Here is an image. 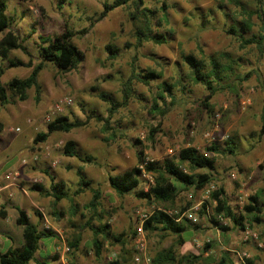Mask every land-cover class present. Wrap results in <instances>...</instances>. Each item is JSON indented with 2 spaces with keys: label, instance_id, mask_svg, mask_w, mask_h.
<instances>
[{
  "label": "rangeland",
  "instance_id": "1",
  "mask_svg": "<svg viewBox=\"0 0 264 264\" xmlns=\"http://www.w3.org/2000/svg\"><path fill=\"white\" fill-rule=\"evenodd\" d=\"M112 1L8 2L11 30L25 47L11 51L10 57L23 63L31 62L32 66L10 67L7 61H2L4 83L14 77H28L33 67L42 61L40 51L44 44L41 37H54L66 28L89 30L84 35L73 37L85 53L77 68L63 72L50 62L44 63L40 73V100H37L36 90L32 88L26 100L12 96L7 105L0 106V120L5 124L0 134V180L6 172L19 170L20 166L25 174L34 172L31 165L21 163L31 154L24 149L31 151L36 145V135L46 131V116L59 97L68 95L73 98V105L67 108L65 115L71 120L87 121L92 111L103 118L108 117L110 105L100 98V92L111 93L118 101H123L124 85L130 83L132 87L131 98L115 113L108 130L104 121L92 118L81 127L70 132H54L47 141L38 143L51 145L52 154L59 158L60 163L51 167L45 159L48 168H41L39 172L43 173H35L34 176L41 177V185L46 188L50 187L52 177L55 181L64 182L70 198L55 202L53 197L34 190L40 192L37 197L40 206L30 209L32 221L40 228L52 229L56 234L40 241L36 259L31 264H109L115 260L130 264L137 234L134 232L139 226L137 211L181 213L191 206H202L206 201L209 202L208 207L203 213H198L197 226L188 220L189 228L180 238L173 234L146 231L150 253L154 256L158 251L173 246L179 258L184 255L199 256L194 264H219L227 253H230L234 264H242L239 253L247 252L250 257L244 260L246 264H249L248 259L253 264H264V222L248 225L245 229L235 227L230 219L217 216V203L210 197L213 190L222 186L229 203L238 213L248 203L250 195L261 193L264 200V136L257 137L264 110V40L260 44H246L227 32L233 26L241 31L242 23L247 21L252 24V31H241L242 34L247 39L253 35L260 37L263 33L260 21L256 15L251 16L258 7L257 0H144V7L155 11L157 16L154 30L166 35L168 42L156 44L149 41L142 47L137 46L135 36L141 15H137V19L132 18L134 0L112 10L91 26L102 11L103 4ZM5 33H0V39ZM108 44L118 48L116 55L107 50ZM183 53L203 59L208 67H211V59L219 65L223 80L215 86L224 85L225 88L211 96L209 107L203 100L210 95V91L193 79L189 66L182 59ZM150 69L162 76L146 85L135 75V71ZM163 81L172 85L173 97L162 92ZM160 93L165 96L164 100L159 98ZM16 127H21V131L13 130ZM229 138H234L239 144L236 154L206 150L213 142L224 146ZM69 140H74L82 153L93 156L94 161L84 163L76 157L66 156L64 145ZM60 141L64 144L57 147ZM187 146H194L216 158L214 179L205 188L181 187L174 181L180 189L172 203L140 199L133 192L119 195L112 189L109 175L140 165V150H144L145 159L162 161L175 159L180 149ZM184 166L193 171L188 165ZM80 167L92 182V187L101 191L99 210L115 233L124 234L130 253L125 254L120 243L109 242H106L100 257L92 251L94 234L87 221L95 225L100 221L90 219L93 211L87 207L93 198V191L89 188L75 195L80 182ZM46 169L48 173L44 172ZM21 185L28 192L33 190L28 180L21 179ZM146 185L147 178L143 177L138 190L146 191ZM11 191L15 196H25L18 187H13ZM25 197L28 198V195ZM8 198L11 200L0 203V210L7 212L6 218L0 216V247L3 240L13 246L18 245L15 237L22 228L13 218L14 211L11 210L10 215L8 213V208L14 207L13 198L9 195ZM74 207H77L76 212ZM37 211L43 214L42 218ZM212 216L231 229L223 231L218 228L211 221ZM245 230L250 231L247 239ZM77 240L78 246L71 247V243ZM63 244L70 247L64 257L57 251Z\"/></svg>",
  "mask_w": 264,
  "mask_h": 264
},
{
  "label": "trees",
  "instance_id": "2",
  "mask_svg": "<svg viewBox=\"0 0 264 264\" xmlns=\"http://www.w3.org/2000/svg\"><path fill=\"white\" fill-rule=\"evenodd\" d=\"M10 0H0V33L6 32L0 39V106H5L10 102L11 97H17L21 101L26 100L29 97L28 91L32 88L36 90L37 100H40V93L42 91V85L40 82V73L44 68L45 62H50L56 66L60 71L67 72L78 67V65L84 60L85 53L74 42L73 37L76 34L84 35L88 32L89 28H83L80 30H73L66 28L64 32L55 35L54 37H41L43 46L41 47L40 55L42 61L35 65L26 78L14 77L7 83L2 80L4 74V67L2 61H7L10 67H17L20 65L32 66L31 62L23 63L21 61H15L10 57V53L16 49H25L19 37L11 30L12 17L8 13V2ZM24 2L30 0H21ZM132 0H113L112 2H105L103 4L102 11L91 22V26L97 21L104 19L112 10L126 5ZM258 7L251 14L256 15L260 21V28L262 34L260 37L253 35L252 38L247 39L244 33L252 31V24L244 21L241 26V31L236 27H231L227 30L229 34L236 35L243 40L244 43H262L264 40V0H257ZM135 10L132 13V18L137 19V15H141L139 18L141 23L136 24L135 36L137 40V46L142 47L146 42H154L156 44H165L168 42V38L164 34H160L154 30V20L156 19L155 11L148 7H144V0H134ZM165 10V8H163ZM142 18V19H141ZM138 19V20H139ZM107 50L116 55L118 48L113 44L106 46ZM183 61L189 66L193 79L203 84L206 89L210 91V95L203 100L204 104L209 107L208 101L211 96L216 94L220 89H224V85L218 87L215 86L223 80L221 71L219 70L218 63L214 60H210L211 67L203 59H198L194 54H182ZM143 72V73H141ZM138 72L135 71V75L142 79V82L146 85L151 81L161 78L162 74L152 69ZM11 92V95L10 93ZM162 92H167L173 97L172 85L168 81L162 82ZM132 95V87L130 83L124 85L123 88V101H118L111 93L100 92L99 96L102 100L109 103L108 117L103 118L95 111L87 117V121L75 119L71 120L67 115L62 114L55 117L48 122L46 131L39 132L34 138L36 144L45 142L50 135L54 132H70L74 128L81 127L87 124L92 118L102 120L105 122V129H109L111 119L115 113L124 105L127 104ZM159 98L165 99L163 93H160ZM263 123L257 134L258 138L264 136V110H263ZM5 124L0 120V134L4 131ZM239 149V144L234 138H229L225 141V145L221 146L217 142H213L206 150L212 153H229L236 154ZM64 153L69 157H76L84 163H91L94 161V157L89 154H84L78 148L74 140H69L64 145ZM144 150L139 152V163L145 161ZM184 165H188L193 171H189ZM202 169V172H196L195 170ZM216 169V158L214 156L201 152L194 146H187L178 152L175 159L166 158L162 161H150L145 166V171L152 172L154 174L155 184L152 185L148 191L142 189L138 190L143 180V170L139 165L134 166L129 170H125L122 173L110 174L109 182L112 189L119 195H125L133 192L138 198L151 200L155 199L161 202L172 203L179 193L180 187L175 183H179L181 187H196L197 189L205 188L214 178V171ZM80 175L79 187L75 191V195H79L86 189L93 191V198L87 205L93 212L91 220L98 219L100 223L95 225L92 221H87L88 226L93 231L94 239L92 243V251L97 257L103 254L106 242L110 244L120 243L121 249L126 253H130L131 249L128 243L124 240V234L115 233L111 225L105 221V216L99 210L101 191L98 188L92 187V182L87 179L85 171L80 167L78 169ZM175 181V182H174ZM33 190H39L45 196H51L55 202H59L63 199L70 198V194L66 189V184L62 181H55L52 177V182L49 188L41 184H35L32 186ZM211 199L217 203L215 212L218 215H222L225 218L230 219L235 227L245 229L246 226L253 224H261L264 222V200L261 198V193H256L249 196L248 203L243 207V210L236 211V209L229 203L226 197V191L221 186L210 193ZM208 201L202 204L199 212L203 213L208 207ZM77 207H74V212L77 211ZM18 217L16 223L23 229V244L21 246L9 248L7 251L0 250V264H31L36 259V253L40 248V241L45 237H55V231L48 228H40L38 223H34L26 209L18 207ZM40 218L43 214L37 211ZM0 216L7 217V212L3 209L0 210ZM85 216V215H84ZM177 214L171 215L164 210L154 211L150 217L144 223V230L147 232H159L161 234H173L181 237V234L186 232L189 228L188 219L184 221H176ZM211 221L223 231H228L231 228L227 225H222L215 216L211 217ZM197 226V223H193ZM137 232H134L136 234ZM136 237V235H135ZM134 237V238H135ZM182 241H180L181 243ZM79 241L71 243V247L78 246ZM209 246V244H207ZM134 255V248H133ZM132 255V256H133ZM132 258V257H131ZM200 259L199 256H183L178 257L177 252L173 246L158 251L153 256L154 264H194ZM249 264L253 262L248 259ZM44 263V262H43ZM41 263V264H43ZM109 264H121L120 260H115ZM219 264H234L231 259L230 253L223 255L219 261Z\"/></svg>",
  "mask_w": 264,
  "mask_h": 264
},
{
  "label": "built area",
  "instance_id": "3",
  "mask_svg": "<svg viewBox=\"0 0 264 264\" xmlns=\"http://www.w3.org/2000/svg\"><path fill=\"white\" fill-rule=\"evenodd\" d=\"M73 105V98L64 95L57 99L55 102L52 110L48 115L46 116V119L48 122L53 120L55 117L65 114L68 107ZM28 122H31V119L27 120ZM13 130L19 132L21 131V127H16ZM64 144L62 141L58 142L56 144L57 147L62 146ZM41 159H47L49 161V165L51 167H57L60 163V160L58 157H54L52 154V147L49 144H44L39 146V148L32 152L29 157H26L22 160V165H35L38 163ZM154 161L153 159H149L148 157L145 159L144 162L140 163L139 167L143 170V177L147 178V185H146V191L149 190V188L155 184L154 174L152 172L145 171V166L148 164V162ZM5 178V188H11V187H18L21 192L27 194L28 190L25 186L21 185V179H22V172L20 170H12L8 171L4 175ZM41 177L32 176L29 180V183L31 185L35 184H41L43 181ZM10 195H13V191H10ZM201 209V205H194L191 206L181 213L179 211L176 212H170L171 215L177 214L175 217L176 221H183V219H188L191 222L197 223L199 220L198 213ZM150 213H147L145 211H137L138 216V228H137V234L134 241V255L132 256L131 263L130 264H154L153 263V255L150 253L149 250V244L148 239L146 237V231L144 230V223L145 221L150 217ZM245 238H249L250 231L245 230L244 232ZM257 238V235H253ZM61 253V255L64 257V254L68 253L70 251V247L68 244H63V247H59L57 249ZM239 256L242 260V264L245 263V259L249 258L250 255L247 252L239 253Z\"/></svg>",
  "mask_w": 264,
  "mask_h": 264
},
{
  "label": "crops",
  "instance_id": "4",
  "mask_svg": "<svg viewBox=\"0 0 264 264\" xmlns=\"http://www.w3.org/2000/svg\"><path fill=\"white\" fill-rule=\"evenodd\" d=\"M11 128H10V130H11ZM39 144H36L35 147H32L31 151L32 152L36 151L39 148V146H41ZM24 150H25V152L27 154L32 153L27 148L24 149ZM20 167L22 168V166H20ZM31 167H32V169H34V172H30V173L28 172L26 174L24 173V171L21 168L19 169V170L22 171V179L23 180H28V182H29L30 178L35 175V173H38V174L43 173V172H39L41 168H45V167L48 168V161L45 160V159H41L35 165H31ZM44 172L48 173V170L46 169ZM3 181L5 182L4 176H3V179L0 180V203H4L6 200H11L10 198H8V195L11 198H13V196H15L14 192H13V195H10V191L12 190L13 187L6 188L7 191H5L6 190L5 186H2L3 183H4ZM47 182H48V180H47ZM29 189H30V186H29ZM29 191L30 192H28L27 194L22 192L23 194H25V196L28 195V198H26L24 195L16 194V196L12 199V201L14 202V207L13 208H8V213L10 215L11 210L14 211L13 218H14L15 222H16V219H17L18 214H19L18 213V207L26 209L28 211V214H29L31 220H32V214L30 213V209L39 208V206H40V200L37 198L40 192L34 191V190H32V191L29 190ZM19 234H17L18 236L15 237V240L18 243V245L13 246L12 244H10L7 241L3 240V243H2V245L0 247V250L1 251H7L9 248L21 246L23 244V229L22 228L20 229ZM12 239H14V238L12 237Z\"/></svg>",
  "mask_w": 264,
  "mask_h": 264
}]
</instances>
